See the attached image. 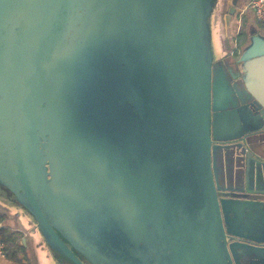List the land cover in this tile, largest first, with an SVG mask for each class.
<instances>
[{
    "label": "water",
    "instance_id": "obj_1",
    "mask_svg": "<svg viewBox=\"0 0 264 264\" xmlns=\"http://www.w3.org/2000/svg\"><path fill=\"white\" fill-rule=\"evenodd\" d=\"M216 5L0 0V191L60 264H109L88 244L101 239L90 236L100 225L109 230V223L97 220L102 213L127 231L140 223L149 229L165 225L155 211L169 200L164 170L150 152L144 162L137 156L140 166L133 164L139 145L158 148L160 158L178 150L177 189L190 193L193 226L200 230L169 248L165 264H264V35L254 33L242 51L214 60L208 19ZM234 14L230 9L227 26ZM96 43L97 49H128L136 67L131 76L148 105L145 141L132 143L128 154L109 134L114 116L105 103L79 99L80 67L72 83L76 104L64 102L55 87L54 73L65 67H44L47 49L50 60L74 57L88 64L85 49ZM91 70L96 73L95 62ZM47 73L51 88L47 84L45 94ZM174 204L170 200L169 207ZM84 210L91 222L83 221ZM77 241L88 244L83 251L90 262L77 256Z\"/></svg>",
    "mask_w": 264,
    "mask_h": 264
},
{
    "label": "flooded vegetation",
    "instance_id": "obj_2",
    "mask_svg": "<svg viewBox=\"0 0 264 264\" xmlns=\"http://www.w3.org/2000/svg\"><path fill=\"white\" fill-rule=\"evenodd\" d=\"M72 35L73 33H70V37ZM68 40L69 38H67V44L69 43ZM102 46L100 44V49H97L96 43L95 49H85L90 58L87 57L84 61L86 63L88 61L90 64H84L83 66L80 64L83 59H76L74 57L67 58L66 60H60L59 58L50 60L51 51L47 49V58L44 67L49 68L50 63L54 64L55 67L59 65L65 67V70L58 71L54 73L55 76H52L57 79L55 87L63 93L62 100L74 104H76L77 96L72 83L75 79V68L77 69V66L80 67L77 70V78H79L81 88V96H79V99L84 98L85 102H89L90 104L105 103V108L103 109L110 117L114 116L113 124L108 125L111 133H108L114 139L116 145L119 146V150L122 153L128 154V152L135 148L132 146V143L136 141L139 144H143L145 141L142 135V130H144L142 125L147 121L146 112L148 105L145 104V99L138 95L139 93L136 88L137 81L131 76V70H135L136 67L134 65L132 66V59L130 60L132 57L129 55L128 49L123 52L112 46L111 48H106L107 44L106 47ZM63 50L64 48L59 51L62 52ZM64 51L62 53H65ZM73 51L76 50L67 49V52L71 53ZM92 62L97 64L96 73L91 70ZM138 69L139 72L136 75L141 74V67H138ZM146 78L149 82L156 80L152 75H147ZM43 80L45 94H47L46 91L48 92L50 90L48 85H51V79L48 73L47 76L43 75ZM82 93H88V98L91 100L87 99ZM45 100L48 99L45 97ZM113 125H115L114 129H112ZM149 133L153 134L151 131ZM48 138L47 136V140ZM158 151V148L154 146L153 149L150 148V150H147L142 145H139V150L132 157V161L133 164L140 166L136 162L137 156L144 162L143 160H146L147 157L146 154L150 152L151 160L157 158L156 164L163 168L165 176L163 193H166L165 198L169 200L168 202L165 201L166 208L162 209L161 212L160 210L155 211L157 214H161L159 222L164 221L165 225L168 228L170 227V230L165 225H155V229L151 227L149 229V227L143 226L140 223L137 230L127 231V227H125L127 225L120 226L117 218L114 216H105L102 213V216L98 217L97 220L100 223H109V230L100 225L94 230L96 232H93L90 236L94 238L98 233L101 239L93 240L88 244L93 249L92 252L94 255L99 257V259L102 258L109 264L111 261L123 264H165V261L170 260L169 254L172 251L169 248L176 247L177 245L180 247L182 244L188 243L190 235L200 234V230L193 226L194 208L189 207L190 193H185L180 188L177 189L179 186L177 177L182 170L178 150L174 149L169 153L166 150V156L161 158L156 155ZM162 159H164L163 163ZM170 200L175 201L176 205L174 204L169 207ZM87 212V210L81 211L82 214L86 215L83 218L84 220H82L84 222H91ZM92 225L94 226V224ZM96 226L97 224L95 228ZM171 238H173V241L167 242V239ZM85 242L84 245H80L81 243L77 241L78 248L76 249V254L83 261L90 262L91 259L86 253L87 249L83 251V248H86L88 245ZM180 252H183V250Z\"/></svg>",
    "mask_w": 264,
    "mask_h": 264
},
{
    "label": "crops",
    "instance_id": "obj_3",
    "mask_svg": "<svg viewBox=\"0 0 264 264\" xmlns=\"http://www.w3.org/2000/svg\"><path fill=\"white\" fill-rule=\"evenodd\" d=\"M248 2L249 0H217L216 8L213 11L214 14H211L214 23L218 24L221 17L225 21L230 9L235 8V14L231 18L229 26L226 25L225 21L224 28L221 29V35L226 38V26L229 28L235 18L234 35H232L233 39L232 36L230 37L233 40L232 52L237 50H239V52L242 51L248 44L250 35H253L254 33L264 35V22H257L255 20L252 11L247 8ZM238 41H240V43H238ZM228 53L227 47L222 46L217 58H220ZM252 182L255 181L252 179ZM3 195L4 194H2L0 199H4L6 197ZM22 213V211H18L16 208L0 205V217L3 218L1 219L2 222H0L1 237L9 240L10 237L14 236V239L11 238L13 239L12 243L10 242L11 244L8 245V252L7 247L3 243L6 257L4 259L0 258V264H29L30 262L28 261L25 247L27 239L31 241L36 253L40 256L45 255L48 258L51 256L41 238L38 235L34 238L33 235L29 233L27 229V220L22 217Z\"/></svg>",
    "mask_w": 264,
    "mask_h": 264
},
{
    "label": "rangeland",
    "instance_id": "obj_4",
    "mask_svg": "<svg viewBox=\"0 0 264 264\" xmlns=\"http://www.w3.org/2000/svg\"><path fill=\"white\" fill-rule=\"evenodd\" d=\"M208 22H209V29H210L211 50L213 52L214 60H216L218 57V53L222 46L227 47V51L229 53H231L233 50V43H232L233 36L232 35H234L235 18L233 19L229 28L226 26V33H227L226 38L221 35V29L224 28V24H225V21L222 19V17L220 18V21L218 22V24H216L214 23V20L212 19V17L209 16ZM231 36H232V39L230 38ZM238 43H240V41H238ZM0 192L4 194V191L1 190ZM0 205L10 206V207L13 206L9 202H7V200L2 199V198L0 199ZM25 247H26V255L28 257V261L30 262L29 264H60L56 259H53L52 256L48 258L45 255L40 256L38 253H36L29 239H27Z\"/></svg>",
    "mask_w": 264,
    "mask_h": 264
},
{
    "label": "built area",
    "instance_id": "obj_5",
    "mask_svg": "<svg viewBox=\"0 0 264 264\" xmlns=\"http://www.w3.org/2000/svg\"><path fill=\"white\" fill-rule=\"evenodd\" d=\"M247 8L252 11L257 22H264V0H249ZM5 257L4 245L0 239V258L4 259Z\"/></svg>",
    "mask_w": 264,
    "mask_h": 264
},
{
    "label": "trees",
    "instance_id": "obj_6",
    "mask_svg": "<svg viewBox=\"0 0 264 264\" xmlns=\"http://www.w3.org/2000/svg\"><path fill=\"white\" fill-rule=\"evenodd\" d=\"M1 219H3V218L0 217V222H2ZM13 237H14V236H13ZM13 237H10V239L7 240V239L2 238V237H1V233H0V239H1V241L5 244V246L7 247V252H8V248H9L8 245L11 244V243H12V240L14 239ZM11 238H13V239H11ZM10 242H11V243H10Z\"/></svg>",
    "mask_w": 264,
    "mask_h": 264
}]
</instances>
